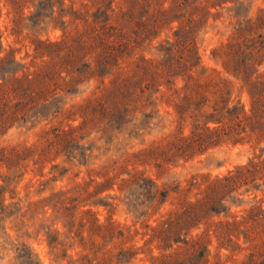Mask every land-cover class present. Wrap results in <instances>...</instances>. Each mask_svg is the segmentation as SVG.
I'll use <instances>...</instances> for the list:
<instances>
[{
    "label": "trees",
    "instance_id": "16d2710c",
    "mask_svg": "<svg viewBox=\"0 0 264 264\" xmlns=\"http://www.w3.org/2000/svg\"><path fill=\"white\" fill-rule=\"evenodd\" d=\"M3 1L13 30L23 25L60 30L55 38L34 37L32 58L25 61L13 46L3 47L0 4V134L12 127L37 128L32 141L0 144L4 178L23 173L30 163L40 175L47 162L59 170L57 157L86 163L92 132L106 139L128 128L140 133L170 115L172 129L123 159L103 164L101 180L78 184L81 192L91 181L97 192L116 185L129 209L139 215L143 205L162 203L169 189L159 188L136 165L163 168L221 143L253 145L247 160L224 174H194L187 186L174 184L177 206L151 226L142 246H125L128 234L123 228L84 209L89 218L81 226L88 224L89 234L80 238L87 249L81 258L92 254L95 264H131L139 251H146L149 262L143 264H222L219 250L225 247L247 249L235 264H264V145L256 150L264 141V6L249 15L242 13L246 0ZM223 7L233 11L235 20L211 54L225 73L242 81L248 107L232 101L231 79L221 69L203 65L196 44L208 18H216ZM163 29L171 34L158 40L155 54L145 55L143 47ZM89 85L84 96L69 101ZM9 184L7 179L0 184V197ZM242 185L245 190L261 187L263 194L239 217L213 218L228 211L227 201L239 198ZM55 195L53 206L63 212L67 197ZM42 201L32 202V209ZM98 237L113 242L116 252ZM213 237L217 252L210 262ZM24 262L32 264L28 255Z\"/></svg>",
    "mask_w": 264,
    "mask_h": 264
},
{
    "label": "rangeland",
    "instance_id": "374dc122",
    "mask_svg": "<svg viewBox=\"0 0 264 264\" xmlns=\"http://www.w3.org/2000/svg\"><path fill=\"white\" fill-rule=\"evenodd\" d=\"M3 2L2 0L0 4L1 40L4 49L11 45L16 48L18 57L29 61L33 54L34 37L55 38L59 35V28L32 29L23 25L19 30H13L10 15L7 14V7ZM245 2L247 5L243 7V14L247 11L249 15H255L258 8L264 6V0H246ZM25 13H28V8H25ZM234 20L232 10H228L227 7L221 8L216 18L212 15L208 18L206 26L197 34L196 44L202 64L221 69V72L231 79L232 101L244 103L248 107L249 96L242 81L225 73L220 62L211 54V49L226 39ZM171 31V29H163L158 37L143 47L142 52L145 55L155 54L158 40L170 35ZM91 86L71 96L69 101L80 99ZM84 87V85L80 86L81 89ZM170 119V115H165L157 125L146 127L140 130V133H134L128 128L111 139L99 138V133L92 132L88 136L89 141L92 142L91 157L86 163L75 160L64 161L62 157H57L55 161L59 162V170H52L51 163L47 162L42 169L43 174L40 175L33 170V165L30 163L22 169L23 173L17 172V175L9 173V178H4L7 172L5 167H0V184H3L6 179L10 181L0 197V211H2L1 206H6L5 210L0 212V264H25L24 259L27 255L31 258L32 264H95L96 260L91 259L92 254L81 258L87 252L80 239L89 234L88 224L81 226V223L89 218L83 213V210L87 208L95 212L99 221L111 220L123 228L128 234L125 238V246H142L150 235L151 226L157 224L169 209L177 206L178 194L174 190V184L180 183L181 186H187L188 179L194 174L206 173L211 177L224 174L236 165L244 163L252 154L251 142L236 144L227 142L210 147L191 159H178L166 163L163 168H157L151 164L136 165L139 169H144L159 188L169 189L162 203L155 201L149 207L143 205L140 208L143 213L139 215L129 209L124 191L119 190L116 185L97 192L95 182L91 181L87 184L86 191L81 192L78 184L89 182L90 178L102 179L98 171L103 164L113 159H123L128 153L147 145L152 139L159 138L172 129L174 125ZM36 130L37 128L12 127L0 134V144L32 141ZM262 145L264 141L256 145V150L258 151ZM130 166L132 164L128 167ZM64 167L66 169L62 171ZM246 187V185L239 187L237 200L227 201L229 204L227 212H221L213 218H231L233 215L239 217L243 214L244 208L263 194L261 187H249L245 190ZM194 191L195 189L191 190L189 195H192ZM57 192H62L67 197L64 203L67 209L63 212L57 211L53 206ZM38 200L43 201L33 210L31 204ZM200 228H193L192 232H197ZM98 239L105 248L116 252L117 248L114 247L113 242L104 241L100 237ZM239 241L243 244L242 238ZM216 245L217 241L213 237L209 246L210 262L215 259ZM152 249L157 252L155 247ZM219 253L222 264H235L246 257L247 249L230 251L229 248L221 247ZM148 262L146 251H139L131 260V264Z\"/></svg>",
    "mask_w": 264,
    "mask_h": 264
}]
</instances>
